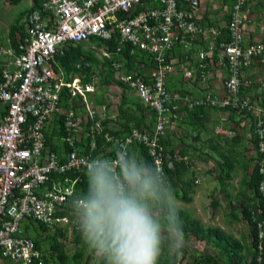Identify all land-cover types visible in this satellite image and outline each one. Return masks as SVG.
Here are the masks:
<instances>
[{
    "label": "built area",
    "instance_id": "2783aa9c",
    "mask_svg": "<svg viewBox=\"0 0 264 264\" xmlns=\"http://www.w3.org/2000/svg\"><path fill=\"white\" fill-rule=\"evenodd\" d=\"M255 1L264 0H230L228 8L218 0H43L26 13L25 37L0 44L2 258L45 264L34 226L77 229L73 201L91 159L114 156L121 145L143 147L164 173L172 169L182 155L165 152L161 140L196 108L255 115L257 151L264 152V103L242 92L246 69L264 54V41H249L245 32ZM77 45L86 57L68 71L59 57ZM96 68H110L111 81L134 94L153 121L111 130L96 101ZM215 131L235 135L220 125ZM252 161L264 173L262 159ZM259 190L264 196V180ZM257 237L261 254L264 231Z\"/></svg>",
    "mask_w": 264,
    "mask_h": 264
},
{
    "label": "rangeland",
    "instance_id": "374dc122",
    "mask_svg": "<svg viewBox=\"0 0 264 264\" xmlns=\"http://www.w3.org/2000/svg\"><path fill=\"white\" fill-rule=\"evenodd\" d=\"M40 1L0 0V44L7 41L11 43V35L16 40L21 36L14 26L18 25L24 31L26 13ZM217 3L228 8L230 0H218ZM260 3L264 11V1ZM253 11L258 14L257 9L250 8L248 24H263L264 20L261 19L264 16L259 18L253 15ZM96 70L99 77L96 101L105 105L107 117L114 110L118 111L116 117L120 125L117 134L127 132L130 124L153 121L147 108L136 100L134 94L123 92L125 99H121L117 84L114 81L107 83L109 77L102 69ZM258 80V75L250 72V75H246L242 92L262 105L264 84L260 86L262 80ZM177 83L176 79L171 81L173 87ZM229 112L225 124L217 109L209 111L204 124L201 126L197 123L204 134L200 132L194 138L189 137L188 132L196 125L189 120L182 121L178 129L169 131L164 139L168 149L176 148L182 155L178 159L175 175L166 177L179 201L180 226L179 231H174L171 237L165 235V248L159 264H168V259L174 253V264H253V258L257 259L258 255L261 260H256V264H264V238L260 244V254L258 246L253 245V224L249 221V217L257 221L264 209L252 187L254 169L259 167L252 158L261 159L256 145L257 118L249 115L245 126L240 127L234 113ZM216 125L234 131L235 135L217 133ZM210 229H215L217 233H211ZM257 229L264 231V224L257 225ZM32 236L41 241L48 264H99L97 258L88 252L78 229L70 234L67 227L63 226L58 232L52 233L36 225ZM60 253L64 256L62 263L58 259Z\"/></svg>",
    "mask_w": 264,
    "mask_h": 264
},
{
    "label": "clouds",
    "instance_id": "9594fccd",
    "mask_svg": "<svg viewBox=\"0 0 264 264\" xmlns=\"http://www.w3.org/2000/svg\"><path fill=\"white\" fill-rule=\"evenodd\" d=\"M74 197V224L99 264H159L165 235L179 231L180 205L159 164L126 146L86 166Z\"/></svg>",
    "mask_w": 264,
    "mask_h": 264
},
{
    "label": "trees",
    "instance_id": "16d2710c",
    "mask_svg": "<svg viewBox=\"0 0 264 264\" xmlns=\"http://www.w3.org/2000/svg\"><path fill=\"white\" fill-rule=\"evenodd\" d=\"M43 2V0H41L40 2H37L34 7L31 9L33 10L34 8H39L41 6V3ZM30 10V11H31ZM14 29L20 33V39L22 40L25 35H26V29L23 31L21 27H19L18 25H15L14 26ZM11 44L13 46L16 45V39L14 38V35H11ZM80 45H77L75 47H71L65 54L64 57H59V60L62 64L63 67H65L68 71L70 70H73V64L80 60L81 57H84L82 55V52L80 50ZM86 57V56H85ZM84 57V58H85ZM111 73H112V70L109 68L107 71H106V75L109 77V81L106 80L107 83H109L111 80H112V77H111ZM176 88V87H175ZM122 99H123V93H122ZM65 101V100H63ZM207 111H205L203 108H196L195 110H193L191 113H190V116L187 117V120L186 121H189L188 119H191L192 121H194L193 119L195 120H198L200 121L205 115H206ZM127 119V118H126ZM125 119V120H126ZM195 122V121H194ZM139 123H144L143 121L142 122H138V123H135V125H138ZM196 125L193 127L192 131L190 132V135H188L189 137L192 136V132L193 131H196L197 130V122L195 123ZM126 125H128V123L126 122ZM200 126V125H199ZM130 128V126L128 125V129ZM198 134V133H197ZM193 138L195 136H192ZM166 138V137H165ZM164 138V139H165ZM164 139L161 140V144L163 145L164 149H165V152H168L170 154H173L174 153V149L170 150L168 149V147L165 146L164 144ZM50 142V140L48 139V143ZM256 145H257V142H256ZM54 147V146H53ZM139 151L140 153L142 154V157H143V160H148L149 162H152L151 158L148 156V154L146 153V150L143 148V147H139ZM260 157L261 159L264 158V153H260ZM179 161H182V160H179ZM173 163H174V167L172 169H168L165 167V176L166 177H169V178H172L174 175H175V168L177 167V164H178V158H174L173 159ZM264 180V173H260L259 172V168L256 167L254 169V172H253V177H252V187H253V191H254V194L255 196L258 197L261 205L264 207V196L261 194L260 190H259V184L260 182ZM81 186H82V190L83 192L86 191V188H87V180H86V177L84 178V181L81 183ZM263 209V208H262ZM179 217H180V213H179ZM264 217V209L262 210V212L258 215V219L261 220V218ZM249 221L252 222L253 224V229H252V236H253V245L255 247H257V244H258V237H257V222L256 221H253L251 217H249ZM39 226L46 230V227L39 224ZM76 232V231H75ZM79 232V231H78ZM210 232L211 233H214L216 234L217 231L215 229H210ZM218 236V235H217ZM34 239V242H35V245L37 248H39L40 250H43L42 249V246H41V241H39L36 237H33ZM54 242H55V239H53ZM64 256L60 253L58 255V259H59V262L62 263L63 261V258ZM176 259V254L174 253L172 258L171 259H168V264H174V261ZM44 260H45V264H48V258L47 256L44 254ZM257 261H256V257L253 258V264H256Z\"/></svg>",
    "mask_w": 264,
    "mask_h": 264
},
{
    "label": "crops",
    "instance_id": "0c3cea01",
    "mask_svg": "<svg viewBox=\"0 0 264 264\" xmlns=\"http://www.w3.org/2000/svg\"><path fill=\"white\" fill-rule=\"evenodd\" d=\"M251 9H253V10L257 9V13L258 14H256V11L255 12L253 11V15H258L259 18H263L264 15H262V13H264V11L262 10L263 6L260 3V1H255L254 3H252ZM261 20H264V19H261ZM245 32H246V36H247L249 41H259V40L264 41V22H263V24H259L258 26L255 25V23L247 24L246 27H245ZM263 57H264V54L261 57L255 59L254 63L249 68L246 69V75H250V72L251 73H256L258 75V77H259L258 81L262 80L260 86H262L264 84V58ZM176 78L178 80V83L176 85H174V87H178V86L181 85V83H180L181 82V78L180 77H176ZM260 86L258 85L257 87L260 88ZM116 88H117L118 92H120V97L122 99V93L123 92H127V91H122L118 87V85L116 86ZM243 94H245L244 91H243ZM261 98H262V103H264V98L263 97H261ZM123 99H125V94L124 93H123ZM211 110H213V109H211ZM211 110H209V111H211ZM217 110L220 113V117L223 119V123H225L227 117L230 114L229 110L228 109H217ZM209 111H207L206 115H208ZM147 112H149V111L147 110ZM116 113L118 114V111L114 110V112H112L111 116L108 117V118H111V119H108V121H107V125L109 126V128L111 130L115 131V132H117V130H119L118 126L120 125L118 123V121H117ZM149 115H151L150 112H149ZM206 115L200 121L195 120V119H193V120L195 121V123L197 122L200 125L202 123L204 124V118L206 117ZM151 117H152V115H151ZM234 117H235V119H237V124L240 127H244L245 126V124L247 122L246 118H240L236 114H234ZM186 120L187 119H185V121ZM188 120H191V119H188ZM144 123H147V122H144ZM201 126L198 125V127H197L196 131H198V134H200V132L203 133V131L201 130V128H202ZM231 126H232V124H231ZM191 131H192V129L188 132V135H190ZM117 133H119V132H117ZM132 152L137 156V158H139L140 160L143 161V157H142V154L140 153L139 149L133 148ZM262 161L264 162V158H262ZM6 263L7 264H11L10 261H8L7 259H4V258H2L0 256V264H6Z\"/></svg>",
    "mask_w": 264,
    "mask_h": 264
}]
</instances>
